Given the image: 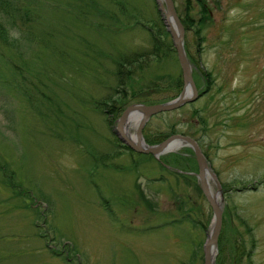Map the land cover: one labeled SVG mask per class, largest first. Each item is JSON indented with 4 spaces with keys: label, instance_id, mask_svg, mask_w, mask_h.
<instances>
[{
    "label": "rangeland",
    "instance_id": "rangeland-1",
    "mask_svg": "<svg viewBox=\"0 0 264 264\" xmlns=\"http://www.w3.org/2000/svg\"><path fill=\"white\" fill-rule=\"evenodd\" d=\"M160 1L0 0V264H203L216 223L192 147L114 133L128 105L184 88ZM173 1L200 95L143 139L197 141L222 214L213 264H264V0H203L199 33V1Z\"/></svg>",
    "mask_w": 264,
    "mask_h": 264
},
{
    "label": "water",
    "instance_id": "water-1",
    "mask_svg": "<svg viewBox=\"0 0 264 264\" xmlns=\"http://www.w3.org/2000/svg\"><path fill=\"white\" fill-rule=\"evenodd\" d=\"M163 2L161 1L159 2L160 9L163 12V20L167 27L168 32L171 34V37H172V40L175 46L177 58H178L180 68H181L182 81L184 84V88L187 85L190 88L191 93L189 96L184 97L182 95L184 91V88H183L181 93L176 98L170 101H167V102L152 103V104L133 103L131 105H128L123 111V113L121 114V116L119 117V119L117 120V126L114 130V133L117 135L120 141L123 142L128 148L136 152H141L145 154H148V153H151L153 155L159 154L158 152L163 149L164 145L168 141L174 138L181 139L185 141L187 145L192 147L194 154H195L197 166H198L197 177L200 180L201 190L203 191L205 198L210 204L213 210V213H214V219L216 220L215 230L207 238L204 244L203 264H210V260L208 256V245L210 244V242H217V238H218L220 227H221L222 214H221L220 207L213 200V197L211 196L208 185L203 176L204 167L206 166V160L201 151L199 144L194 138L190 136L183 135V134H172L160 143H157L155 145H148L147 143L144 142L143 136H142V128L144 124L146 123V121L151 116L162 113V112H168V111L178 108L179 106L185 103L193 102L200 95L193 81L192 69L189 64V60L187 58V55H186V52L183 46L184 29L178 17L174 1L173 0H163ZM169 18H172L174 20L177 30H175L174 27H172L169 24L168 22ZM133 109H139L142 111V117L137 125L136 134H135L138 140V143H135L131 141L129 138H127V136L125 135L123 131L125 117L127 113Z\"/></svg>",
    "mask_w": 264,
    "mask_h": 264
},
{
    "label": "bare ground",
    "instance_id": "bare-ground-1",
    "mask_svg": "<svg viewBox=\"0 0 264 264\" xmlns=\"http://www.w3.org/2000/svg\"><path fill=\"white\" fill-rule=\"evenodd\" d=\"M168 22H169V24L172 27H174L175 30H177V27H176V25L174 23V20L172 18H169ZM190 93H191V90L186 85L182 95L184 97H186V96H189ZM141 117H142V111L139 110V109H133V110H131L130 112L127 113V115L125 117V120H124L123 131H124L125 135L127 136V138H129L131 141H133L135 143H138V140H137L136 135H135L136 133L135 134L129 133L128 132V130H129L128 129V125L132 122L133 127H135L136 125H138ZM186 144L187 143L185 141H183L181 139H178V138H174V139L168 141L164 145L163 149L161 151H159L158 153L159 154H163V153L165 154V153L170 152V151L173 152V151L179 150L181 147H183ZM203 176H204L205 181H206V183L208 185V188H209V191L211 193V196L213 197V200L217 203V205H220V203L218 201L219 200L218 199V194L212 190L213 186L211 187L210 179L213 176V174L210 172V170H209V168L207 166V163H206V166L204 167ZM215 223H216V220H215ZM215 226H216V224H215ZM214 230H215V228L212 229L210 235L214 232ZM215 254H216V242H210V244L208 245V256H209L210 264H213V260H214V257H215L214 255Z\"/></svg>",
    "mask_w": 264,
    "mask_h": 264
},
{
    "label": "trees",
    "instance_id": "trees-1",
    "mask_svg": "<svg viewBox=\"0 0 264 264\" xmlns=\"http://www.w3.org/2000/svg\"><path fill=\"white\" fill-rule=\"evenodd\" d=\"M199 1V4H200V8L202 9V13L200 15V19L198 20V33L201 32L202 28L205 27L206 25V22L208 21V19L211 17V9L209 8V6H207L205 4V2L203 0H198ZM150 30V29H149ZM151 31V30H150ZM152 32V31H151ZM199 36L202 38V36L199 34ZM204 40V39H203ZM205 73V79L208 80L209 84H211L212 82V76H211V72L210 71H206L204 72ZM181 82V80H180ZM181 85V84H180ZM134 99H138L137 97H135ZM147 102V101H145ZM125 148H128V147H125ZM109 209V208H108ZM110 210V209H109Z\"/></svg>",
    "mask_w": 264,
    "mask_h": 264
}]
</instances>
